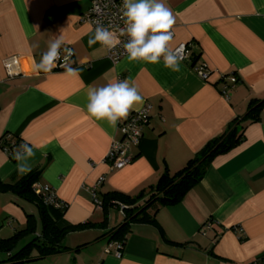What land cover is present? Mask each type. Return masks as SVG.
<instances>
[{
    "label": "crops",
    "instance_id": "1",
    "mask_svg": "<svg viewBox=\"0 0 264 264\" xmlns=\"http://www.w3.org/2000/svg\"><path fill=\"white\" fill-rule=\"evenodd\" d=\"M164 2L175 16L170 47L191 45L192 59L181 61L179 72L163 60L114 63L109 49L89 46L94 28L80 17L91 0H0V142L9 135L14 149L24 142L35 146L31 172L43 169L40 183L66 205L59 229L95 225L69 234L63 253L24 264H252L264 258V108L258 121L243 119L252 101H264V0ZM58 36L75 54L76 76L57 68L34 71ZM17 57L21 65L11 75L5 64ZM202 64L207 81L194 70ZM232 74L239 83L225 97L222 77ZM120 79L138 88L144 103L137 108L150 105L151 120L132 150L135 159L112 171L109 151L122 139L121 124L138 111L113 128L87 112V92ZM234 119L242 122V142L214 158L182 202L159 208L156 223L132 224L123 255L116 256L110 236L124 215L114 208L102 226L103 206L95 201L111 191L149 192L166 171L183 170ZM12 156L0 145L2 182L18 173ZM27 215L37 218L35 207L0 192V240L23 230ZM207 223L212 226L203 234ZM9 259L0 253V264Z\"/></svg>",
    "mask_w": 264,
    "mask_h": 264
},
{
    "label": "trees",
    "instance_id": "2",
    "mask_svg": "<svg viewBox=\"0 0 264 264\" xmlns=\"http://www.w3.org/2000/svg\"><path fill=\"white\" fill-rule=\"evenodd\" d=\"M239 83V79H238ZM264 108V101H252L249 110L243 118L246 120L258 121ZM242 122L234 119L226 131L220 137L211 139L185 166V168L173 175L167 171L155 187H151L149 192L143 191L141 194L131 196L118 191H111L103 194L100 198L103 206L105 226L108 221L109 212L118 208L124 215L122 223L111 234L110 241H117L125 246L126 238L131 232L130 226L137 223H156V212L163 206H174L183 201L189 191L206 175L212 160L222 154L234 150L242 142V133L239 126ZM4 136L0 145L8 152L13 153L15 145L12 138ZM43 169L36 168L35 171L21 176L14 174L9 180L0 181V192L13 194L20 201H24L37 211V218L27 215V224L23 230L17 231L12 238L0 240V253L5 252L10 255L9 264H24L38 258H44L55 254H61L68 250L64 245L65 238L75 231L85 230L94 224H81L75 227L59 229L58 221L66 210V206L56 207L47 205L45 199L35 192V185L41 184L40 179ZM154 212H152V211ZM25 241L21 247L20 243Z\"/></svg>",
    "mask_w": 264,
    "mask_h": 264
},
{
    "label": "clouds",
    "instance_id": "3",
    "mask_svg": "<svg viewBox=\"0 0 264 264\" xmlns=\"http://www.w3.org/2000/svg\"><path fill=\"white\" fill-rule=\"evenodd\" d=\"M121 11L124 26L112 30L102 21H94L96 26L88 45L99 43L104 48L114 49L121 43L120 37H127L123 48L130 62L158 64L163 60L165 68L179 72L185 56L181 55L182 49L173 50L170 47L175 16L164 0H123ZM73 55V50L65 45L63 37L58 36L49 42L47 51L34 64V71L50 73L60 62L64 74L76 76L79 69L71 66ZM87 99V112L97 120L107 121L113 128L127 120L131 111H139L137 105L144 103L138 88L127 79L111 80L98 88L89 87ZM34 147L24 142L13 150L12 158L17 162V172L21 176L32 170L28 161L35 155Z\"/></svg>",
    "mask_w": 264,
    "mask_h": 264
},
{
    "label": "built area",
    "instance_id": "4",
    "mask_svg": "<svg viewBox=\"0 0 264 264\" xmlns=\"http://www.w3.org/2000/svg\"><path fill=\"white\" fill-rule=\"evenodd\" d=\"M91 8L84 13L80 20L81 22L92 26L95 29L94 21L100 20L103 22L105 26H111L112 30H116L124 26V20L122 18V4L123 0H91ZM173 33V39L175 38L174 30H171ZM172 39V40H173ZM121 43L114 49H109V58L114 63H118L123 58L127 57V53L123 48V44L127 42V37H120ZM71 48V47H69ZM72 49V48H71ZM175 49H182L181 55L185 56L182 60L183 62H190L192 59L191 53V45L187 43H181ZM75 54L71 57V61H73ZM57 64V69H63ZM21 65V60L19 57L12 58L11 60L7 61L5 66L6 69L12 75V68L18 67ZM196 74L200 76V78L204 81L209 79L210 74L207 72L205 65L195 66L194 68ZM121 80V79H120ZM223 87L221 89L222 94L225 97H228L229 91L236 86L238 83V78L236 75H228L222 77ZM151 106L145 105V107L134 113L133 116L126 121L125 123L121 124L120 131L122 132V139L119 142H115L109 151V156L107 158V162L111 166V170H121L130 164L134 159L135 156L132 152L134 147H139L142 138L144 135V130L148 127V124L151 120L150 114ZM9 138L11 136L8 135ZM7 137V138H8ZM2 142V140H1ZM0 142V144H1ZM5 151L8 152L7 149ZM105 179H102L100 183H102ZM35 192L36 194L41 195L45 199V203L47 205H54L56 207L64 206L60 203L56 197V193H54L53 189L50 186H44L42 184L35 185ZM95 203L98 207H102L101 201L96 200ZM66 206V205H65ZM123 210V209H122ZM121 210V211H122ZM211 224L207 223L204 230L202 231L205 234V230H209L211 228ZM114 253L118 257H122L124 246L120 242L113 243ZM252 264H264V258L258 259L257 261L253 262Z\"/></svg>",
    "mask_w": 264,
    "mask_h": 264
}]
</instances>
